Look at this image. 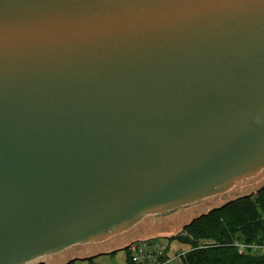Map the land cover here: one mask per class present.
Masks as SVG:
<instances>
[{"label": "water", "instance_id": "95a60500", "mask_svg": "<svg viewBox=\"0 0 264 264\" xmlns=\"http://www.w3.org/2000/svg\"><path fill=\"white\" fill-rule=\"evenodd\" d=\"M261 188L264 0H0V264L172 237Z\"/></svg>", "mask_w": 264, "mask_h": 264}, {"label": "trees", "instance_id": "16d2710c", "mask_svg": "<svg viewBox=\"0 0 264 264\" xmlns=\"http://www.w3.org/2000/svg\"><path fill=\"white\" fill-rule=\"evenodd\" d=\"M167 239L189 246L180 264H264V252L244 246L264 245V188L200 216Z\"/></svg>", "mask_w": 264, "mask_h": 264}, {"label": "rangeland", "instance_id": "374dc122", "mask_svg": "<svg viewBox=\"0 0 264 264\" xmlns=\"http://www.w3.org/2000/svg\"><path fill=\"white\" fill-rule=\"evenodd\" d=\"M253 194H250V195H253ZM233 201H236V200H233ZM167 238H169V236H166V235H156V236L154 235L152 237L149 236L148 243L149 244L152 243L151 245H154V246H160L161 248L162 247L166 248L165 251L169 252L170 255L172 256L176 254H183L184 256L185 253L189 250V246H187L186 244H182L178 242L176 239L169 240ZM146 239L147 237L142 238V240L140 241H145ZM138 241H135V242H138ZM258 251L261 253L264 252L263 249L258 250ZM129 259H130V256H129L128 250L120 249V250L111 252L109 254L104 253V254L97 255L91 258L90 260H76L73 262V264H135L134 262H132L131 259H130L131 262H129Z\"/></svg>", "mask_w": 264, "mask_h": 264}, {"label": "built area", "instance_id": "2783aa9c", "mask_svg": "<svg viewBox=\"0 0 264 264\" xmlns=\"http://www.w3.org/2000/svg\"><path fill=\"white\" fill-rule=\"evenodd\" d=\"M245 248L249 247L252 250H264V245H244ZM240 245L241 248H244ZM166 248L154 246L146 241H138L131 243L128 247L130 259L135 264H180L183 254L170 255L165 251Z\"/></svg>", "mask_w": 264, "mask_h": 264}, {"label": "bare ground", "instance_id": "6f19581e", "mask_svg": "<svg viewBox=\"0 0 264 264\" xmlns=\"http://www.w3.org/2000/svg\"><path fill=\"white\" fill-rule=\"evenodd\" d=\"M156 236V235H165V234H161V233H154V234H151V235H149L150 237H152V236ZM149 236H147V238L149 237Z\"/></svg>", "mask_w": 264, "mask_h": 264}]
</instances>
